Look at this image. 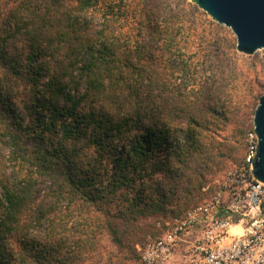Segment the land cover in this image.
Segmentation results:
<instances>
[{"label": "trees", "instance_id": "trees-1", "mask_svg": "<svg viewBox=\"0 0 264 264\" xmlns=\"http://www.w3.org/2000/svg\"><path fill=\"white\" fill-rule=\"evenodd\" d=\"M118 4L0 0V264H87L104 233L138 264L131 223L182 218L238 156L211 131L228 111L176 84L191 65L175 31L132 43Z\"/></svg>", "mask_w": 264, "mask_h": 264}, {"label": "rangeland", "instance_id": "rangeland-1", "mask_svg": "<svg viewBox=\"0 0 264 264\" xmlns=\"http://www.w3.org/2000/svg\"><path fill=\"white\" fill-rule=\"evenodd\" d=\"M118 1L122 11L127 14V19L118 17L117 30L129 34L132 43L144 40L156 46L161 40L151 36L150 24L158 29H173L181 50L178 53H183L191 65L190 75L182 77L177 74L176 84L188 89H202L220 107L228 111V123L213 124L211 131L214 132L213 136L224 141L225 144L222 145L237 148L238 156L236 154L234 158L220 157V166L212 165L211 176L214 178L209 185L201 189L203 194L208 193L204 202L226 175L242 162L244 150L241 148L240 131L249 125L252 126L253 116L246 120L244 125V116L241 115L247 110H255L260 96L264 93V49L256 51L253 55L237 52L236 39L231 30L212 21L190 0ZM95 20L100 21L97 18ZM175 218L179 217H148L132 222L130 250L134 252L135 257L139 254L138 248L148 236H158L165 224L173 222ZM121 256L111 243L110 237L104 233L97 237L92 257L87 264H120ZM135 262L136 260H130L126 264H136Z\"/></svg>", "mask_w": 264, "mask_h": 264}, {"label": "built area", "instance_id": "built-area-1", "mask_svg": "<svg viewBox=\"0 0 264 264\" xmlns=\"http://www.w3.org/2000/svg\"><path fill=\"white\" fill-rule=\"evenodd\" d=\"M257 145L252 127L241 164L207 200L148 236L138 264H264V183L252 174Z\"/></svg>", "mask_w": 264, "mask_h": 264}, {"label": "water", "instance_id": "water-1", "mask_svg": "<svg viewBox=\"0 0 264 264\" xmlns=\"http://www.w3.org/2000/svg\"><path fill=\"white\" fill-rule=\"evenodd\" d=\"M212 21L229 28L236 39L235 49L253 55L264 49V0H190ZM252 126L257 136L252 174L264 183V93L254 110Z\"/></svg>", "mask_w": 264, "mask_h": 264}]
</instances>
